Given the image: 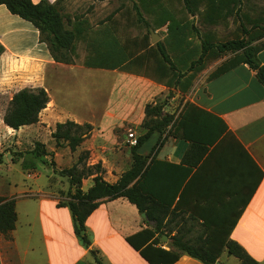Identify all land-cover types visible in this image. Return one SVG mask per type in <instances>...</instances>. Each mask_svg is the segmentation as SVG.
I'll list each match as a JSON object with an SVG mask.
<instances>
[{"label":"crops","instance_id":"1","mask_svg":"<svg viewBox=\"0 0 264 264\" xmlns=\"http://www.w3.org/2000/svg\"><path fill=\"white\" fill-rule=\"evenodd\" d=\"M31 1L37 4L42 0ZM46 1L57 5L60 12L67 7V0ZM0 45L3 48L0 83L4 74L10 79L7 86H0V93L9 95L8 102L24 88H42L49 97L36 124L13 130L0 119L3 135L16 138V145L21 141L28 145L27 152H9L11 163L5 164L2 154L0 167L12 173L13 166H20L24 159H33L30 152L35 143H40L47 153L42 159L52 156L50 162L55 170L70 168L81 154L87 153L84 164L100 163L103 180L113 184L132 165L133 145L124 130L135 129L137 138L145 106L155 104L165 90L173 91L162 111L163 116H173L172 123L162 134L151 133L146 141H154L150 151L143 150L146 142L137 149L138 154H150L157 161L152 167L153 197L168 204L176 194L170 205L175 213L164 220L165 224L168 218H173L163 228L167 240L162 241L161 237L152 248L170 250V237L180 227L184 230L190 227L191 223L183 221L196 219L189 238L203 230L218 234L240 245L257 264H264V85L257 81L253 69L239 64L212 76L233 54L212 57L210 65L196 73L190 88L180 92L165 87V80L159 83L129 71L130 62L114 70L84 66L89 55L81 65L56 63L47 45L40 41L38 30L4 6H0ZM251 46L258 47L256 58L264 66V37L253 41ZM189 65L185 69L176 67L177 72L184 74ZM90 72L97 73V79L88 89L85 85L92 77L88 75ZM78 78L86 80L79 83ZM105 79L108 84L103 83ZM99 101L102 110L97 117L94 102ZM86 112L89 116L84 117ZM67 120L92 127L90 136L73 152L66 143L56 146L51 137L55 125ZM196 145L207 147L197 167L180 165L184 159L195 160L197 153L192 149ZM39 160L42 161H33L37 164ZM35 170L19 181L5 180L9 190L0 192V197L14 199L16 212L14 230L7 236L0 234V264H97L90 251L101 264H149L140 254L146 244L145 236L136 235L151 228L147 225L153 226L154 222L142 220L134 205L123 197L103 201L84 223L89 241L86 247L74 233L68 207L59 205L67 200L69 184L65 189L43 186L37 182ZM93 176L82 180L83 192L92 186ZM230 258L234 257L228 256L223 248L217 261L229 264ZM173 264L203 263L182 254Z\"/></svg>","mask_w":264,"mask_h":264},{"label":"trees","instance_id":"2","mask_svg":"<svg viewBox=\"0 0 264 264\" xmlns=\"http://www.w3.org/2000/svg\"><path fill=\"white\" fill-rule=\"evenodd\" d=\"M182 1L186 10L192 13L193 0ZM237 2L240 3V0H221L219 5H211L212 15H206L204 20H208L211 17H213L212 19H216L222 16V13H230L232 9L230 5ZM0 6H4L12 15L31 23L38 30L40 41L47 45L54 62L67 65L73 64L72 55L76 50L74 41L86 38V30L89 28L87 20H74L71 24L70 20L66 19L67 25H70L72 28L70 30L65 29L63 17L57 9V5L50 4L46 0H42L37 4H34L31 0H0ZM222 8H225L227 11L222 12ZM192 15L194 16V14ZM246 21L251 24L249 28L241 24L242 36L226 42H212L209 35L202 36L198 34L199 39H201L200 53L196 60L191 61L184 74L177 72V68L171 61L164 45L161 42L156 43V49L165 64L164 66L156 67V73L160 81L165 80L164 86L169 89L173 88L180 92H185L190 88L196 73L203 68V64L207 59L231 53L233 56L222 63L212 76L223 74L239 64H246L256 72L257 81L264 85V66L256 58V53L259 49L258 47L251 46L253 41L264 37V18ZM174 23V21L163 18V20L159 21L157 28L166 25L171 39L179 45L182 39H174L171 35V28ZM185 29L184 27L183 33ZM98 44L102 49L98 50V53L93 57L86 59L84 66L114 70L130 62L131 56L129 53L120 47L112 37H102ZM2 52L3 48L0 45V55ZM101 60L108 61L109 63L104 64ZM48 101V94L42 88L33 90L27 88L21 89L12 95L1 120L5 126L13 130L36 124L39 121L40 112L46 107ZM165 105V100L162 102L157 100L155 104L151 103L145 106L144 120L139 126V134L135 138L136 144L130 149L132 158L131 168L124 172L113 184L103 180L101 176L103 171L100 163L93 166H86L84 164V160L87 159V153L81 154L76 164L70 168L59 171L55 170L54 163L50 162L49 165L55 173L67 178L69 184V188L65 194L67 200L60 202L59 205L68 207L73 220L75 235L84 246L88 247L89 241L84 232L86 219L103 201L123 197L135 206L139 214L144 213L148 222H154L153 226L147 225L151 228L145 229L136 235L139 237L145 236L144 242L146 244L144 249L140 251V254L149 264H173L182 254L192 257L203 264H214L223 248H225L226 254L236 258L239 264H257L240 245L232 240H224L218 234H207L206 230H203L201 233L189 238L188 233L194 227L193 223L198 221L196 219L183 221L184 224L191 223L190 227L186 230L180 227L176 231V234L170 237V250L164 251L152 248V245L159 243V239L165 235V231L163 230L164 225L168 226L173 221V218H168L164 224V220L169 215L173 216L175 213V209H170V205L176 194L172 195L168 204L153 197L151 194L152 167L157 161L153 157L150 158V154L148 156L138 154L137 149L148 140L152 132L162 134L166 131L168 125L172 123V115H162ZM186 108L197 109L192 105H186ZM174 125L172 124V127ZM91 130L92 127L89 124L79 125L67 120L64 123H57L55 125L51 137L56 142V146L62 145L60 142L66 143L70 151L73 152L90 136ZM194 150L197 153L195 160L189 162L187 159H184L180 165L183 166L185 164L188 167H197L200 163L199 161L206 154L207 147L196 145L192 151ZM30 154L33 159L28 158L21 162L23 171L34 170L35 162L33 160L47 155L44 145L40 143H35ZM1 162L2 153L0 152ZM80 165L81 167L79 168ZM92 175H94L92 186L86 192H83L81 190L82 180ZM15 223L14 199L0 197V234L7 236L8 233L14 230ZM128 242H130V239H128ZM90 254L97 264H101L94 252L90 251Z\"/></svg>","mask_w":264,"mask_h":264},{"label":"rangeland","instance_id":"3","mask_svg":"<svg viewBox=\"0 0 264 264\" xmlns=\"http://www.w3.org/2000/svg\"><path fill=\"white\" fill-rule=\"evenodd\" d=\"M221 0H193L192 13H189L182 0H67V7L62 8L60 14L63 17L65 29H71L70 25H67L66 19L70 20L72 24L74 20H87L89 28L86 30L85 39H76L74 45L76 48L75 57L72 55L74 64L81 65L87 55L94 56L102 48L98 44L102 37H112L116 43L124 48L131 60L127 69L150 77L154 81L160 82L159 76L156 73V67L164 66L163 60L156 49L154 43L150 39V30L160 36L158 42H161L171 61L177 68L179 66L182 69L187 68L189 60H196L200 53L201 39L199 35H209L211 40H218L219 42H226L232 39H237L242 36L241 24L247 28L250 27V22L246 20H256L264 18V0H240V3H234L230 5L232 8L230 13L221 15L218 18L211 17L208 20H204L205 16L210 14L211 5H219ZM239 8V10H238ZM218 11V10H217ZM227 11L222 8V12ZM221 13V12H220ZM194 14V16L192 15ZM214 15V14H213ZM169 19L174 21V25L171 28V35L174 39H182L178 45L170 37V32L167 30V26L157 28L159 21ZM186 28L183 33V28ZM87 58V57H86ZM104 64L108 61L101 60ZM212 58L207 59L203 64L204 66L210 65ZM75 74V73H74ZM76 75V74H75ZM89 79L81 78L76 79L79 83L86 80V87L91 88L92 82L95 83L97 73L90 72ZM9 77L4 74L1 76L0 86H7ZM78 83V82H77ZM103 83L108 84V80L105 79ZM100 83V84H103ZM100 88L106 89V87L100 86ZM86 97L88 96L85 95ZM173 91L165 90L156 99L166 101L165 107L169 104ZM9 95L6 93H0V119L7 107ZM89 103V100L87 101ZM101 102H94L96 106V116L100 115L102 106ZM100 111V112H99ZM84 117L89 116L88 112L83 114ZM139 133V128H137ZM125 129L127 134L129 131ZM133 135L135 129L130 128ZM137 133V134H138ZM24 132H21L20 136L23 137ZM16 137V135H15ZM154 141L150 139L143 147L144 151H150ZM28 145L26 141H21L16 145V138L5 136L0 131V150L3 154L4 162L11 163V154L9 152H27ZM25 150V151H24ZM30 156V155H29ZM27 156V157H29ZM16 158V156H14ZM41 159L35 164V174L37 176V182L43 186L50 185L52 188L65 189L68 187V181L65 177L53 173L52 167L49 162L53 160L52 156L47 159ZM14 161V160H13ZM15 171L12 173L7 172L6 167H0V192L7 193L9 186L5 185L8 179L12 181H19L28 173L33 172L23 171L20 169L21 165L13 166ZM20 172L22 175L20 176ZM8 173L10 175H8ZM90 185V184H88ZM88 186H84L87 189ZM234 258H230L229 264H236Z\"/></svg>","mask_w":264,"mask_h":264},{"label":"water","instance_id":"4","mask_svg":"<svg viewBox=\"0 0 264 264\" xmlns=\"http://www.w3.org/2000/svg\"><path fill=\"white\" fill-rule=\"evenodd\" d=\"M150 39H151V42L156 44L158 43L160 37L158 34H156L155 32H153L152 30H150ZM140 218L146 222H148V219L146 217V215L143 213V214H140ZM162 241H166L167 240V237L166 236H162L161 238ZM214 264H225L224 262H220V261H216Z\"/></svg>","mask_w":264,"mask_h":264},{"label":"built area","instance_id":"5","mask_svg":"<svg viewBox=\"0 0 264 264\" xmlns=\"http://www.w3.org/2000/svg\"><path fill=\"white\" fill-rule=\"evenodd\" d=\"M127 137H128L129 139H131L130 144L134 146V145L136 144V140H135L134 135H133L131 132H128Z\"/></svg>","mask_w":264,"mask_h":264}]
</instances>
